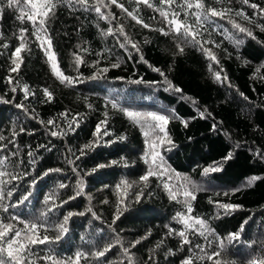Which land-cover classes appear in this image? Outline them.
I'll return each mask as SVG.
<instances>
[{"label": "trees", "instance_id": "trees-1", "mask_svg": "<svg viewBox=\"0 0 264 264\" xmlns=\"http://www.w3.org/2000/svg\"><path fill=\"white\" fill-rule=\"evenodd\" d=\"M92 0H90V3ZM124 3L129 11L138 9V17L148 24L150 28H144L142 24L136 23L121 8L110 5L102 8V11L112 12L115 19H99L95 12H84L72 10L66 6H59L55 15L47 21L48 32L52 38V50L56 54V60L64 75L79 78L82 82L73 86L61 84L53 74L50 62L35 43L29 45L31 52H22L23 64L18 72H10L11 54L19 41L14 38L13 33L19 27L29 29L31 36V23L23 25L16 20L19 12L5 9L0 13V32L3 39L0 45L8 43V48L0 47V135L5 137L0 141V157L7 156L10 166L7 171L13 175L22 176V179L13 180L7 185L11 189L16 186L17 191L12 198H6L4 203H15L19 196L29 188L31 181L41 175L47 169L61 168L60 173H50L49 176L38 181L34 188V195L30 202L20 205L18 208H10L8 213L0 210V221L9 222L12 215L18 216L25 222L35 221L41 212L48 207L43 200L44 196L55 192L56 203L72 196L76 189L77 176L71 170L78 166L80 176L84 180V192L75 200L69 201L62 208L52 212L48 219L50 230L46 233L55 236L57 233L51 226L62 221L63 215L71 212H86L84 216H73L67 225L68 233L57 244L33 246L36 256H43L49 249L55 251L62 258L74 257L75 253L83 251L89 253V260H81L80 264H100L99 260L91 257V252L103 250L108 244L115 245L106 254V264H120L126 258L122 255V247L116 244V234L119 235L123 247H128L136 264H153L148 260L150 255L156 258L155 264H180V261L189 256L185 245L180 249V238L173 234L168 236V225L176 230H182L183 225L173 220L177 212L188 215L183 203H178L169 198L168 190L164 183L176 191L177 187L184 182V178L191 179L201 189L196 192L195 201H191L194 217H200L207 221L208 228L213 230L212 234L205 233L207 240L190 230L187 235L193 244L199 243L204 246L208 254L220 251L217 247L220 239L229 233L237 232L241 224L247 220L239 241H233L227 245V252L221 251L219 257L213 260H203L195 264H214L220 259L234 264H252L253 261L264 260V32L249 24L241 17L235 16V11L243 9L249 16L257 9L244 5L240 0H224L223 4L215 5L213 0H204L205 4H213L219 10L230 7L233 12L229 15L242 26L250 28L256 39L238 33L228 23L227 19L214 18L215 23L211 36L204 33V38L215 41L219 47L208 44L216 58L217 65L208 59L198 48L185 46L183 54H178L176 44L179 38L170 34L161 35L157 29L165 27L160 11H169L168 5H160L158 0H149L156 5L150 8L145 4H133L132 0H118ZM181 0H177L180 3ZM109 3V0H105ZM264 8V0H250ZM157 8L159 10H157ZM173 10L176 5H172ZM169 18L171 13L169 11ZM180 19H183L181 15ZM256 22L264 24L260 15L253 18ZM123 25L127 36L140 47L137 54L131 45L121 48L119 42H123V36L116 33V28ZM112 28L115 35H101ZM224 29L228 32L225 33ZM167 30V29H166ZM211 31V29H210ZM242 39L238 47L234 45L233 39ZM147 41V43H145ZM80 46L79 48L77 46ZM87 48V51L82 49ZM75 55H80L84 63L77 71L74 66ZM140 55L148 63L140 62ZM130 57V58H129ZM100 63L96 68L92 67L95 62ZM119 62V68H112L111 64ZM152 65L165 73L167 80L181 92L173 90L165 91L168 86L164 77L153 71ZM211 65V70H209ZM108 67L109 71L105 78L98 80L88 79L97 68ZM221 80L215 79L214 73L220 71ZM259 69V71H257ZM12 77L13 83L8 82ZM227 79H224V77ZM123 77L124 79H118ZM143 79L145 82L158 81L157 84H133L130 81ZM27 84L35 96H29L24 100L23 85ZM12 87H17L13 93ZM47 88L53 95L50 102L46 101L43 89ZM116 97L118 103L123 107L147 112L155 111L166 115H176L180 119H172L166 130L176 147L172 151H166L164 147L160 151L169 171L163 177L151 176L147 187L140 177L147 174L151 165L145 163L142 157L146 151L145 137L139 127H134L129 120L120 112L105 108L108 98ZM4 103V100L13 101ZM94 106V110L86 107V100ZM29 109L25 113L22 109L15 107L21 103ZM34 110V111H32ZM109 112L108 127L113 133L107 139H115L120 135H126L127 139L110 146L99 147L88 155L75 161V165H69L68 159H74L72 149L78 155V149L92 139V133L96 124L104 119L103 113ZM69 113V118L76 113L83 114L80 127L74 133H69L63 138L51 137L52 126L47 125L48 120L63 124L61 113ZM204 113L201 118L200 113ZM181 120L188 121L184 127ZM40 121H44L42 124ZM213 125L216 126L213 131ZM24 128V132L20 129ZM13 131L19 133L13 136ZM32 133L29 135L28 133ZM13 143H9V140ZM46 145L51 151L39 147ZM19 149V151H17ZM34 153L35 164H29L27 153ZM16 152V156L12 153ZM229 152L232 159L223 163L222 170L215 173L202 175L203 168L211 165L214 161H221ZM118 166L105 168L92 175H84L98 163H107L111 160H121ZM23 161V163H20ZM127 163V167L123 163ZM159 163V161H157ZM174 170V172L172 171ZM27 173V175H25ZM179 174V175H177ZM172 176L169 180L168 177ZM253 176L260 179L249 183ZM4 179H10L5 177ZM122 180H127L133 185L127 192L131 195L143 188L144 196L139 203L126 200L128 211L124 212L112 228L113 214L116 210L118 199L124 195L121 186L119 192L116 185ZM65 183L69 188L59 189L58 185ZM107 186V187H105ZM239 189L238 191H236ZM227 192L228 195H224ZM91 197V200H89ZM107 200L104 204L102 201ZM183 200V197H178ZM211 201V202H210ZM239 205L235 211L225 215L220 204ZM91 207L100 217L99 220L87 213ZM16 228L23 229V224L12 220ZM113 229L115 231H113ZM41 235L45 234L43 229ZM150 233V234H149ZM84 237V239H81ZM143 239L135 248L131 247L133 241ZM163 241L161 248L152 252L156 244ZM209 241L212 242L209 247ZM173 249L175 255L165 259V252ZM196 254L198 249L194 250ZM104 260L105 258H100ZM38 264H45L39 260Z\"/></svg>", "mask_w": 264, "mask_h": 264}, {"label": "snow or ice", "instance_id": "snow-or-ice-1", "mask_svg": "<svg viewBox=\"0 0 264 264\" xmlns=\"http://www.w3.org/2000/svg\"><path fill=\"white\" fill-rule=\"evenodd\" d=\"M160 5H168L169 11L171 13V18H169V11H160V16L163 18L165 27L151 29L154 31H158L163 36H168L173 34L174 36L179 38L178 43L176 44L178 54H183L185 50V46H193L202 51L206 57L212 61H214L217 65L219 64V60L216 58L214 52L205 47L208 44H213L216 47H219V44L210 39L204 38V33H208L210 37L212 31H215V28H212V25L215 23L214 18H219L221 20L227 19L228 23L231 24L232 28L235 29L240 34H245L247 37H251L252 39H256L253 31L245 26H242L241 23L236 22L229 15L233 12V9L230 7H225L223 10H219L215 5H220L224 3V0H213V4L206 5L204 0H181L180 3H177V0H158ZM240 2L244 5L250 6L252 9H257L258 12H254L252 16H249L243 9L236 10L235 16L241 17L243 20L247 21L249 24H254L256 28H259L260 31L264 32V24L256 22L253 18L257 15H260L262 19H264V8H261L259 5L255 3L250 4V0H240ZM133 4H145L150 8H155L156 5L153 3H149V0H132ZM228 3H231V0H228ZM176 5V9L173 10L172 5ZM110 5H116L121 8L124 12L127 13L129 17L136 21L138 24H142L144 28H150V26L143 22L142 19L138 17V9L135 11H129L128 8L125 7L124 3L118 2V0H109V3H105V0H0V13H3L5 9H11L13 12H19L15 18L23 25L26 21L31 23V36L34 37V40L29 38V29L26 27H19L17 32L13 33L14 38H16L19 43L18 46L15 47L14 51L11 54V64L10 72H18L21 65L23 64V57L21 55L22 52H31L30 44L35 43L36 46L44 52L48 61L50 62L51 69L53 74L59 79L61 84H66L67 86H73L75 83L82 82L78 77L73 78L63 74L60 71L58 62L56 60V54L52 50V38L48 32L47 21L51 19L52 16L55 15V11L59 6H66L71 8L72 10H82L84 12H95L99 19L110 20L115 19V15L112 12H103L102 8H109ZM181 15H183V19H180ZM167 29V30H166ZM211 29V31H210ZM225 33L228 32L227 29H224ZM116 33H119L123 36V42H119L121 48H125L126 45H131V48L135 50L137 54L140 53V47L136 42H133L125 33L123 25H120L116 28ZM112 28L107 29L106 32L102 31L101 35H115ZM0 39H3V33L0 32ZM229 39H233L234 45L237 47L243 43L242 39L233 38V36L229 35ZM147 43V41H145ZM0 47L8 48V43H3ZM80 47L79 45L77 46ZM83 51H87V48L82 49ZM130 58V57H129ZM140 62L147 64L148 62L144 60V57L140 55ZM84 61L80 55H75L74 66L76 70H79L81 64ZM100 63L99 60L92 65V67L96 68V66ZM152 68L153 71L158 72L161 76H163L164 82L168 85L165 88V91L173 90L175 92H181L180 88L175 87L171 84L170 81L167 80L165 73H163L159 68H155L152 65H148ZM112 68H119L120 63L114 62L111 64ZM211 65H209V70H211ZM109 71L108 67L97 68L94 74L88 79L98 80L105 78V74ZM221 69L218 72L214 73L215 79L217 81L221 80ZM259 71V69H257ZM118 79H124L120 77ZM224 79H227L225 76ZM8 82L13 83V79L10 76L8 78ZM133 84H157L158 81H150L145 82L142 78L130 81ZM23 93L24 100H28L29 96H35V92L30 91L29 86L27 84L23 85ZM11 91L15 93L17 91V87H12ZM43 94L46 97V101L50 102L53 98L52 93L47 89H43ZM13 101L4 100V103H12ZM86 107L89 110H94V106L92 103L87 102ZM110 108L117 112L122 113L132 124L134 127H139L143 136L145 137L146 151L142 159H144L145 163H149V158L151 160V165L147 174L140 177V180L144 182L143 187H147V182L149 177L158 176L163 177L166 172L169 171L168 166H166L163 156L160 151L157 149L160 147H164L166 151H172L173 148L176 147L175 142L170 138L168 131L166 130V125L170 123L172 119H180L176 115H166L162 113H158L155 111H147L142 112L134 109H130L127 107H123L118 103L116 97L108 98L105 102L104 107ZM15 107L18 109H22L25 113H29V109L25 107L23 102L15 104ZM34 111V110H32ZM63 118L64 123L60 124L54 120H48L46 122L47 125L52 126L54 130L50 131L51 137H60L68 135L69 133H74L77 128L80 127L82 122L83 114L76 113L69 118V113L63 112L60 114ZM104 119L100 120L95 127V130L92 133V139L81 146L78 149V155L75 152H72V149H67L68 152H71L74 156V159H68L67 163L69 165H75V161L79 160L81 157H84L89 154V152L94 151L99 147L110 146L117 142H123L127 139L126 135H120L115 139H107L104 137H111L113 133L108 127L109 122V112L105 111L103 113ZM201 118L204 117V113H200ZM40 123L44 124V121H40ZM181 123L184 127L188 126V121L181 120ZM216 126L213 125V131H215ZM25 129L21 128L20 132H24ZM19 133L13 131L12 135L17 136ZM32 135V133H28ZM5 137L0 135V141H4ZM9 143H13V140H9ZM6 147V145L0 146ZM39 147L45 148L48 151H51V148H48L46 145H40ZM19 151V149H17ZM17 153H12V156H16ZM29 157L32 159L29 160V164H35L34 153L29 151L27 153ZM258 155H264L258 153ZM232 153L229 152L226 156L222 158L221 161H214L211 165L203 168L202 175L207 176L209 173H215L222 170L223 163L232 159ZM124 161V158L121 157V160H111L107 163H98L90 170H87L84 175H92L97 173L98 171L111 168L113 166H118L121 162ZM159 161V163H157ZM20 163H23L21 161ZM13 165L7 156L0 157V210L5 213L9 212L10 208H18L20 205L25 204L26 202H30V198L34 195V188L36 187L38 181L44 179L49 176L50 173H60L62 172L61 168H52L47 169L41 175L34 178L29 188L24 191L22 195L19 196V199L12 204L4 203L6 198H12L14 193L17 191L15 185L11 189L7 188V185L12 184L13 180L22 179V176L13 175L11 172H8L7 169ZM124 167H127V163H123ZM77 176L76 181V189L72 196H69L67 199L61 201L59 204L56 203L57 194L55 192L49 193L44 196V204L49 205L51 202V206L47 208L46 211L40 213L38 217H36L35 221L25 222L21 220L18 216L12 215L9 219V222L5 223L4 221H0V264H38L39 260L45 262V264H80L81 260L88 261L89 253L83 251H77L74 257L62 258L57 256L54 250L49 249L43 256H36L33 246L38 245H48V244H57L59 243L69 231L67 227L69 220L76 215L84 216L86 212H71L69 211L67 214L63 215L62 221L58 222L55 226H51L53 230L57 233L55 236H49L46 234L50 230V225L48 224L49 216L52 212L57 210L58 208H62L65 204H67L71 200H75L78 196H81L84 192V180L80 176V170L78 166H73L71 169ZM174 172V170H172ZM27 175V173H25ZM179 175V174H177ZM5 177H10V179H4ZM169 180L172 179V176L168 177ZM260 179V177L253 176L249 183L254 182ZM121 186L124 188V195L122 198L118 199V203L116 205V210L113 214L112 224L108 227L112 228V225H115L116 221L120 219L124 212L128 211V205L125 204L126 200H133L135 203H139L144 196L143 188H140L136 193L129 194L127 192L128 189L132 188L133 185L130 184L127 180H122L120 184L116 185L117 192L120 191ZM164 188L168 190L169 198L178 203H183L184 208L188 215H185L184 212H177L173 220L183 225L182 230H176L174 228L165 225L168 228V236H172L175 234L180 238V249L183 250L185 245H190L188 248L189 256L185 257L180 261V264H195V262L203 261V260H213V257H219L221 255V251L227 252V245L225 244V240L227 244H232L233 241H239L241 235L244 230V225L247 223V220L241 224L240 229L235 233H229L227 237L219 240L217 247L220 251L213 252L212 254H208L205 251L204 246L199 243L193 244V241L189 239L187 233L191 230L193 234H198L201 237H204L207 240V236L205 233L212 234L213 230L208 228L207 221L200 217H194L191 214L193 213V207L191 201H195L196 192L201 189L198 187L196 183H194L191 179L185 177L184 182L181 183L176 191H173L168 183H164ZM70 186L65 183H60L58 185L59 189H66ZM107 187V186H105ZM237 189L236 191H238ZM224 195H228L227 192ZM178 197H183V200H178ZM91 200V197H89ZM211 202V201H210ZM102 203L107 204L108 201L104 200ZM220 208L224 210V214H230L232 211H235L239 208V205L233 204H220ZM87 213H91L92 217L99 220L100 217L96 212L92 210L91 207L87 209ZM12 220L18 221L23 224V229L16 228ZM43 229L44 233L41 235L40 230ZM113 231H115L113 229ZM150 234V233H149ZM147 237H142L132 242L131 247L135 248L138 244L142 242L143 239ZM84 239V237H81ZM116 244H120L123 251L122 255L126 258L127 264H136L133 256L130 254L128 247H123L119 235L116 234ZM163 245V241L156 244L155 248L152 249V252L155 253V250L161 248ZM212 242L209 241V247H211ZM115 245L108 244L103 250H98L91 252V257L93 259L99 260L100 264H106V254L112 250ZM195 249L199 250V253H203V255H198L194 251ZM264 250V248H262ZM170 255H175L173 249L169 248L165 252V259H167ZM100 258H105L101 260ZM149 261H152L155 264L156 258L154 255H150L148 257ZM120 264H124V261H121ZM214 264H222L220 259H216ZM224 264H234V262L225 261ZM252 264H264V260L261 261H253Z\"/></svg>", "mask_w": 264, "mask_h": 264}]
</instances>
